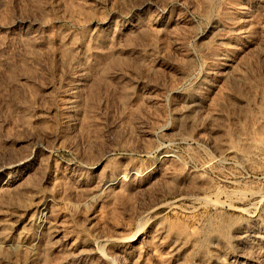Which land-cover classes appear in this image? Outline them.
<instances>
[{
    "label": "rangeland",
    "instance_id": "obj_1",
    "mask_svg": "<svg viewBox=\"0 0 264 264\" xmlns=\"http://www.w3.org/2000/svg\"><path fill=\"white\" fill-rule=\"evenodd\" d=\"M263 218L264 0H0V264H260Z\"/></svg>",
    "mask_w": 264,
    "mask_h": 264
},
{
    "label": "bare ground",
    "instance_id": "obj_2",
    "mask_svg": "<svg viewBox=\"0 0 264 264\" xmlns=\"http://www.w3.org/2000/svg\"><path fill=\"white\" fill-rule=\"evenodd\" d=\"M244 138V137H243ZM243 142V141H242ZM228 151V150H227ZM226 151V152H227ZM23 162H25V159H22V160H18L14 163V166L15 165H20L22 164ZM43 200V199H42ZM48 200H43L41 202V206H43L44 208H46L48 206ZM235 209V208H234ZM48 217H46V221H42V222H39L38 224V228L43 226L45 227V224H49L48 222ZM264 219V218H263ZM250 223V222H249ZM34 224V223H33ZM4 225V224H3ZM230 225V224H229ZM263 226V227H261ZM260 227L258 225H248V226H245L244 228H240V235H238V233L236 235L240 236V243L241 244H246L245 246L247 247V249H257L259 250V252H261V256H260V259H259V263L260 264H264V225H261ZM2 230V229H1ZM0 230V231H1ZM10 231V229H7V231ZM236 230V229H235ZM43 231V229L41 230ZM229 231V230H228ZM3 232V231H2ZM6 232V231H5ZM39 232V231H38ZM222 231L219 232V234L221 233ZM1 233V232H0ZM26 233V232H25ZM20 234V233H19ZM33 234V233H32ZM222 234V233H221ZM220 234V235H221ZM35 235V234H34ZM223 235V234H222ZM235 235V237H236ZM229 236V235H228ZM221 237V236H220ZM32 239H35L33 236L31 235H27V234H23V235H19L18 237L16 236V238L12 237L11 236V233H2L0 234V246L2 247H12L14 249H19L22 247H24V249H29V251H31V247L29 248H25L24 244L26 243V240H32ZM37 240V239H36ZM180 241V240H179ZM32 242V241H31ZM30 244H33L31 243ZM183 242V241H182ZM27 244V243H26ZM225 245V244H224ZM239 246V245H238ZM241 247V246H240ZM220 248V247H219ZM239 248V247H238ZM222 249V248H221ZM240 249V248H239ZM33 250V249H32ZM16 251V250H15ZM24 251V250H23ZM35 251V250H33ZM217 251V250H216ZM239 251V250H238ZM25 252V251H24ZM256 252V250H255ZM32 253V251H31ZM225 253V252H224ZM254 253V252H253ZM258 253V251H257ZM35 254V253H33ZM31 256V255H30ZM34 256V255H33ZM236 258L232 261H230V263L234 262V264H249V262H251V251L249 252H242L241 254L239 253L238 255H235ZM254 256V255H253ZM252 256V257H253ZM257 256V255H255ZM29 257V256H28ZM36 257V256H34ZM218 257L219 258H223L219 256L218 254ZM225 257V255H224ZM233 257V256H232ZM30 258V257H29ZM33 258V257H32ZM34 259V258H33ZM233 259V258H232ZM240 259V260H238ZM29 260V259H28ZM217 260V259H216ZM227 260V259H226ZM225 260V261H226ZM255 260V258H254ZM219 261V260H218ZM258 261V260H256ZM31 262V261H30ZM207 263V262H206ZM226 263V262H225ZM204 264V263H203ZM251 264V263H250Z\"/></svg>",
    "mask_w": 264,
    "mask_h": 264
}]
</instances>
